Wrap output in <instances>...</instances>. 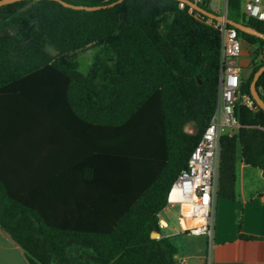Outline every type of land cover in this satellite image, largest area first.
I'll use <instances>...</instances> for the list:
<instances>
[{
  "label": "trees",
  "instance_id": "1",
  "mask_svg": "<svg viewBox=\"0 0 264 264\" xmlns=\"http://www.w3.org/2000/svg\"><path fill=\"white\" fill-rule=\"evenodd\" d=\"M242 3L226 0L227 17L264 34V21L246 16ZM188 9L177 0H122L95 10L55 0L0 6V227L31 264H175L169 238L150 234L159 232L167 191L214 112L219 73L218 31ZM236 31L254 46L250 75L238 88L251 97L264 39ZM89 48L92 63L82 73L77 57ZM256 88L264 100V71ZM234 114L239 127L219 138L216 189L230 200L239 158L264 177V111L238 102ZM66 115L84 143L71 153L75 165L49 170L79 175L87 185L86 205L96 213L82 228L43 213L30 168L15 164L31 157L16 145H30L38 128ZM72 246L88 258L70 254Z\"/></svg>",
  "mask_w": 264,
  "mask_h": 264
},
{
  "label": "crops",
  "instance_id": "2",
  "mask_svg": "<svg viewBox=\"0 0 264 264\" xmlns=\"http://www.w3.org/2000/svg\"><path fill=\"white\" fill-rule=\"evenodd\" d=\"M253 50L254 46L242 40L238 59L240 82L250 75ZM69 117L64 116L53 126L38 128L37 137L30 145H16L20 152L29 150L31 157L15 164L20 168L22 165L30 168L31 182L36 184L33 198L40 208H44L43 213L68 216V222L72 220L74 226L82 228L93 222L91 216L96 213L93 207L86 205L87 185L79 175L51 172L55 167L75 165V162H70L71 153H78L84 143L81 128L76 127ZM235 193L233 200L215 199L214 237L210 254L205 236L180 230L178 222L173 219L172 208L175 205L166 204L158 212L159 232H152L158 233L155 238L165 236L173 243L176 248L175 264H264V177L259 169L245 165L241 158L236 164ZM177 215L178 212L176 220ZM69 253L80 256V261L88 258L86 254L81 256L80 247L75 249L72 246ZM0 264H31L24 250L1 227Z\"/></svg>",
  "mask_w": 264,
  "mask_h": 264
},
{
  "label": "built area",
  "instance_id": "3",
  "mask_svg": "<svg viewBox=\"0 0 264 264\" xmlns=\"http://www.w3.org/2000/svg\"><path fill=\"white\" fill-rule=\"evenodd\" d=\"M192 1L200 2V0ZM184 5V2L178 1L180 8ZM188 11L191 12L192 8L189 7ZM242 12L248 17L264 21V0H245L242 4ZM204 21L219 34V73L215 109L191 151L186 167L170 185L166 202L178 207L177 222L182 232L206 237L208 254H210L214 237L219 138L224 130L232 134L233 130L239 127L234 114L236 103L239 102L251 109H255L256 105L248 94L238 92L240 85L238 59L242 39L236 29L225 21L210 17Z\"/></svg>",
  "mask_w": 264,
  "mask_h": 264
},
{
  "label": "water",
  "instance_id": "4",
  "mask_svg": "<svg viewBox=\"0 0 264 264\" xmlns=\"http://www.w3.org/2000/svg\"><path fill=\"white\" fill-rule=\"evenodd\" d=\"M19 0H0V6L6 5V4H10L13 2H16ZM57 2H59L60 4H62L65 7H69L72 9H84V10H95V9H99V8H105V7H110L113 6L119 2H121L122 0H115L113 2L107 3L105 5H97V6H86V5H76V4H72V3H68L64 0H55ZM177 1H182L184 2L186 5H188L189 7H191L192 9L200 12L201 14L210 17L212 19L215 20H219V21H225L226 23H228L229 25H231L232 27H234L235 29H238L242 32H245L247 34H251L254 36H257L259 38L264 39V34L259 32L258 30L254 29L253 27L244 24L242 22H236L233 21L231 19H229L227 17L226 13H214L208 9H206L205 7H203L202 5H200L199 3H196L195 1L192 0H177ZM264 71V65L260 66L253 74L252 79L250 81L249 84V91H250V95L253 99V101L256 103V105L264 111V100L261 97L260 93L258 92L257 88H256V81L258 79V77L261 75V73ZM150 236L152 238H155L158 236V233L152 232L150 234Z\"/></svg>",
  "mask_w": 264,
  "mask_h": 264
},
{
  "label": "rangeland",
  "instance_id": "5",
  "mask_svg": "<svg viewBox=\"0 0 264 264\" xmlns=\"http://www.w3.org/2000/svg\"><path fill=\"white\" fill-rule=\"evenodd\" d=\"M203 0H200L199 4H202ZM207 8L211 10L212 12L216 13H224L226 11V0H209ZM95 48H89L81 53L78 54L77 62H78V70L82 73L87 72L89 67L91 66L93 54H94ZM187 131H191V127L189 125L186 126ZM173 219L175 222L176 220V213L178 212V207L175 206L172 208Z\"/></svg>",
  "mask_w": 264,
  "mask_h": 264
}]
</instances>
